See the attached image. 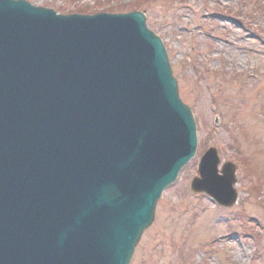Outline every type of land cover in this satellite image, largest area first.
<instances>
[{
  "label": "water",
  "instance_id": "water-1",
  "mask_svg": "<svg viewBox=\"0 0 264 264\" xmlns=\"http://www.w3.org/2000/svg\"><path fill=\"white\" fill-rule=\"evenodd\" d=\"M195 150L143 12L0 0V264H128ZM218 163L208 148L189 189L231 207L236 166Z\"/></svg>",
  "mask_w": 264,
  "mask_h": 264
},
{
  "label": "rangeland",
  "instance_id": "rangeland-1",
  "mask_svg": "<svg viewBox=\"0 0 264 264\" xmlns=\"http://www.w3.org/2000/svg\"><path fill=\"white\" fill-rule=\"evenodd\" d=\"M27 1L57 12L87 5L93 13L126 10L134 0ZM256 1L137 0L193 111L198 147L156 202L129 264H264V0ZM210 145L237 165L230 208L188 189Z\"/></svg>",
  "mask_w": 264,
  "mask_h": 264
},
{
  "label": "trees",
  "instance_id": "trees-1",
  "mask_svg": "<svg viewBox=\"0 0 264 264\" xmlns=\"http://www.w3.org/2000/svg\"><path fill=\"white\" fill-rule=\"evenodd\" d=\"M257 4L259 5L260 4V1H256L255 2V6H257ZM60 9V11H64V12H78V13H90V11H92L89 6L87 5H78L76 7H74L73 9L69 10L68 8L64 9L62 7H58ZM135 9H140V6H139V3H137V0H134L133 3H131L128 7V9L126 10H119V9H116V10H110L109 11H117V12H121V11H129V10H135ZM251 171V170H250Z\"/></svg>",
  "mask_w": 264,
  "mask_h": 264
}]
</instances>
